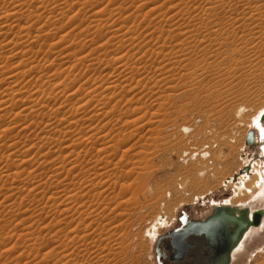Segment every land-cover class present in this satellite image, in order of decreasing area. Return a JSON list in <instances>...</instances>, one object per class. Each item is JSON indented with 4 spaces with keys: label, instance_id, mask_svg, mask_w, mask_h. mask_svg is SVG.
Returning a JSON list of instances; mask_svg holds the SVG:
<instances>
[{
    "label": "rangeland",
    "instance_id": "1",
    "mask_svg": "<svg viewBox=\"0 0 264 264\" xmlns=\"http://www.w3.org/2000/svg\"><path fill=\"white\" fill-rule=\"evenodd\" d=\"M50 1L51 0H47V2L45 3V7H47L48 9L45 8L44 10L41 11L38 5L40 0H28V4L30 6V8L28 9L32 10L35 13L33 15H30L32 19L28 18L30 16L23 17V19L21 18L17 22L18 24L14 21L15 18L12 16H9L7 14L4 15L3 17L0 16V27L1 25L3 26V24H1L2 22L4 23V26L6 27L11 26L10 28H12V30L10 28L6 29V27L2 28L1 32L3 31V29L5 31H3L0 35V40L2 41L3 40L9 41L11 39L13 41L10 44H7V42L5 41H3V43L0 42L1 45L3 44L8 45V46H4L5 48L2 46V51L0 53V58L2 57L1 61H5V64L3 62L2 63L5 65V67L7 66V72H5V75L14 74L15 71L13 69L19 68L17 66L23 60H27V61L33 60L35 62V63L33 62V65L34 64L36 65V63L38 62L37 64H39V68H40L39 70L37 69L38 71L37 70L32 71L30 74L24 76L23 78L21 77L22 79L19 78L20 80H24V81L17 80L13 86H15L16 89H19L18 86L16 87V84L22 83L23 85H26L25 83H27L28 81L27 79L31 80L32 83H35L36 81L37 84L40 83L43 84L44 81L46 83L48 82L47 84L45 83V85L43 84L44 85L43 89H45V93L43 94V97L40 94H38L37 100H32L33 98L31 100L30 99L26 100L28 98L27 93L20 95V97L19 96L16 97L17 100L16 99L14 100L13 102L14 104H11V107L8 108V109L11 108L10 110H12L9 116L6 115L2 117V114L0 113L1 114L0 144L1 143L8 145L10 143L15 144L17 145V150L20 149L19 151L21 153L24 152L21 155L18 152L19 155L17 157H10L12 158L11 160L10 158L9 159L7 158L8 154L10 155L9 152H5L6 154L2 153L3 156L0 154L2 156L0 157L1 158L0 166L2 162L4 163L5 159H8L10 163L13 165L14 163L15 165H21L22 164L21 162L25 160L26 162L27 161L31 162L28 164H25L24 162L23 166L25 167L24 168L25 170H23V173L15 181L16 183L12 184L13 187L12 189H14L12 190V192L9 189L0 190V264H37V263L55 264L58 262L59 259L60 261L62 260L68 261L70 258H68L67 256L64 258L63 256L66 255L64 253H67L66 251H69L67 255L75 254L77 251L76 250L77 246L75 245L79 244L76 243V241L74 240L76 238H73L72 234L70 233V231L74 228V226H78L77 225L78 222H81L82 228L80 227V229L82 234L81 236L83 238L80 236L77 242L80 241L81 238H82L81 240L85 242L84 235L91 234L92 236H94L93 241L95 242L97 240V242L110 241L114 243V244L112 243L113 246L111 245V243H109V245L113 247L111 248L114 251H116V252L113 251V255H114L113 257L116 258L114 259L113 257L111 258L110 261L111 264H156L154 249L155 246H157L160 243L157 242L156 240L157 238H159L160 235L164 234L166 230H169V226L170 224H172L174 217H177V215H179L181 211H187L189 213V217L191 218L199 217L200 215L198 216L197 213L199 212V214L201 215L207 213V211L211 207L210 204L213 201L220 202L221 200L227 199V201L231 200V203L235 204L237 203L236 201L242 198L243 199L247 198L248 196L247 194H249L247 192L246 193L243 192L244 190H242V181L246 183L245 190H247L246 187L250 188L253 178L251 177L249 180H246V178L242 176V171L246 169V166L248 165L250 167L252 166L250 161L253 160L251 158H253L254 156L260 157L259 152H257L259 147L256 146V144L253 145V143L250 145L245 144V141L247 139V135L250 132L252 133L253 136V130L248 131L251 122H253L256 118L257 119L259 118V122L262 120H263L262 122H264V35L261 38H259V34L256 35L251 34V36H249L246 33H243L242 37L235 38L236 42L233 45H231L230 48L227 49L228 51L229 49H237L238 51V52L236 51L237 53H233V54L225 53L226 50H224L218 52V54L215 56L213 55L214 57L212 56V58L208 57L207 61H206V57L204 56L205 51L199 52L201 50L199 48L200 49L199 51L197 50L194 53L190 54L189 55L190 57L187 56L191 61L195 59L192 62L194 63L193 64L194 68H195V64L197 63L196 64L197 66L195 68L197 70L196 72L189 69V67H191L189 65L191 61H189L185 56L186 53L188 52V50H185V52H183L182 54H176L177 51L165 53L166 55L165 59L169 58L170 60H172V62L173 61L175 62L176 60V64L178 66L177 65L168 66V64L166 65L167 63L166 61H161V59L157 58L156 62L154 61V64H152L151 67L149 66L150 63L148 62L149 64H147V66L149 67L146 68L145 70H141L143 72L136 71L138 67L134 65L135 66L133 67L134 70H131L129 72L130 74L128 75L130 76V79L132 77V80H125V75L127 72H122L121 69H116L117 65L111 64L107 66V68L109 69L106 68L107 73L106 71H103L102 73H104L105 75L103 74V77H100L102 73L99 75V73L97 72L98 70L96 69L100 65L101 66L99 68L103 67L102 65L104 64H102V62L101 64L99 62H96L95 64L90 65V63L86 61L79 65L76 63L77 56H79L77 55V53L80 50H84V52L86 51L88 53V55H86L85 53L84 56H89V58H91L95 51H99V54H101L106 50L105 51L106 55L107 53H110V51L112 52L109 54V56L113 55V53L115 52V50H117L119 46L110 43L112 41L113 42L115 41V40H111L113 39L112 38L113 34H111V32L115 30L117 26L121 27L120 25L124 23L125 25L122 26L125 27V31H126L130 27L131 28L133 27V24L131 22L135 20L136 22L135 24H141L139 27V32L142 34V36H144L145 34H147L148 30H150L152 26L158 21V19L153 20V18L155 17L154 14L161 10L159 8V11L158 10L154 11L152 15L149 13V15L152 16L151 18L150 16L144 18L142 15L143 12L144 13L147 12L149 8L151 9L156 4L163 6L164 9L162 11L166 12L167 11L166 9L168 7H171V4L175 3V1L177 0H144L148 4H146L143 8L142 7L138 8L140 7V5L142 6L143 4H145V2L144 1L141 2V0H90V1L62 0L63 2L61 0H59L58 2L57 0L55 1L52 0L51 2ZM60 1L61 4L59 3ZM189 1L190 0H185L184 2L190 4L192 0L190 2ZM194 1L196 5L204 7V4H206L208 0L206 1L194 0ZM138 2H141V4H138ZM57 4H59L60 6ZM136 4L138 5V7ZM182 6H179L178 10L184 9ZM9 8H11V6L8 7L7 4H3V1L1 2V6H0L1 11L9 10ZM24 8L25 7H23L22 12L23 10H25ZM138 9L140 11H138ZM27 12L29 11H26L25 13L23 12L24 15L25 14L27 15ZM217 12L219 13L220 11L218 10ZM134 13H136L135 14L136 16H134ZM196 13L201 14L202 12L200 11ZM187 20L188 19H185V21L181 20L177 22L176 25L182 24L185 26L186 23H188ZM30 21L31 22L34 21V22L31 23ZM175 21L177 20L174 19V21L172 22L167 21L166 22L167 24L163 23L164 25L167 26L166 27L163 25V29H164L163 33L166 34L168 37L166 36L165 37L166 39L165 38L162 39H164L165 42H167L166 44L167 48L169 47L171 48V45L173 46V48H177V47L179 48L181 44H183V46H186L185 44L189 41L188 39L186 40V37L188 36L186 37L182 36L183 38H181L175 33L176 27L174 28L173 26H170ZM13 22H15V25L14 24L12 25ZM147 23L148 24L150 23L149 27H147L148 25L145 26ZM257 23H254L253 25L261 26L262 24L263 26L264 18L262 19L261 24L260 22ZM30 24L31 25L33 24V27H30L29 35L23 36L25 34L24 29L26 27L28 28ZM6 31L8 32L10 31V32L7 34ZM17 31L19 32V34ZM4 32L6 35L3 34ZM37 32L39 33L37 34ZM143 33L145 34L143 35ZM13 34L14 36L17 35L16 39H18L19 41L15 40ZM164 34L163 37L165 36ZM36 36H38L37 38L38 43L33 44L34 43L33 39ZM189 36L192 37V34H190ZM31 37H33V39H31ZM106 39H110V40H106ZM141 39L139 40L137 39V40L142 41ZM197 39L200 40L199 37H197ZM137 40L132 45L130 44V42L125 41L126 42L124 45L125 56H126L125 58H132L131 56L132 53L136 52L135 45L138 42ZM42 41L45 43H43ZM92 42L93 44H91ZM144 43L145 40L142 41V44ZM27 45L31 46L32 47L31 49L33 51L29 52L28 55L25 54L24 56L19 52L20 51L23 52L24 51L23 47L24 46L27 47ZM104 45L106 46L105 49L102 48L105 47ZM14 46L15 48L13 49ZM127 46L128 48L126 49ZM128 49L130 50V52ZM100 50L102 51L100 52ZM29 55L31 58L29 57ZM69 55L70 57H68ZM182 55L185 57H183ZM135 57L137 56H134V58ZM180 57L181 58L183 57V59L186 58L189 61L188 62L189 64L186 65L185 64L186 62H183V61H187L186 59L181 60V62H179ZM203 57L205 59H202ZM204 60L206 61V63ZM181 65L184 66V68ZM30 66H25L24 71H26ZM79 66L81 69H79ZM21 68H19V70ZM72 68L74 70H72ZM112 69L114 72L112 71ZM108 71H111L113 74ZM119 72H121L120 73L121 75L122 73H124L125 75L123 74L121 76ZM52 73L53 74L55 73L57 75L58 73H60V75L56 77L57 75L56 76L55 74L52 75ZM65 74H69L67 75L68 79L66 78L67 76L65 77ZM108 74L109 75L112 74L111 77H109L110 79L113 78V76L115 75L112 81L116 80V78L118 79L119 78L118 76H120L118 82L116 83L118 84L120 83L119 86L122 88V89L118 88L119 90H116V96L114 93V95L111 97V99L113 98L112 102L108 100L109 98H107L106 94L102 93V90L107 85H109L108 82L111 81V80L109 81L108 79L105 80L104 76L106 75L108 76ZM144 74L147 76L143 78ZM38 75H40L39 77L43 79H40ZM51 76L54 77L52 78ZM102 78L103 81L101 80ZM100 80L105 83L104 84L101 82V85L103 86L105 85L104 88L103 86L100 87ZM65 81L66 83H63ZM97 81L98 83L95 85L94 83H96ZM8 82H9L8 80H6L3 83L1 82L0 90H3ZM57 83L60 84L58 85ZM22 84H18L19 87L23 86ZM96 86H98L95 94L97 96L93 98V101L90 100L91 101L89 103L90 105L89 104L87 105L86 111H84L83 113L81 112L75 113V109H77L79 106V104L77 103L78 100H81L83 98L85 99L86 97L85 95L89 91V89L91 87L94 88ZM51 88H53L54 90L51 93V98L55 97L54 99L49 98L47 95V93H49L50 91L49 90L46 91V89H51ZM30 91L34 92L33 86L30 88ZM1 92L2 91H0V97H1ZM98 92L101 95H99ZM67 95H71V96H67ZM98 95L99 97L100 96L103 97H100L101 99H99ZM104 96L106 98H104ZM18 98L21 99L18 100ZM116 98L121 102V103L117 102L120 104L116 103V101H118ZM23 99L25 100V102H23ZM38 100L41 101L37 103L38 105L41 106L42 103L43 104L46 103L45 106L44 105L42 106L47 108H43L42 110L41 107L39 106L37 108L40 111L36 110V114L31 113L29 110L31 107L30 108L28 107L33 106L34 102H37ZM99 104L100 105L104 104V105L99 106ZM116 104H117V108L115 106ZM58 106L59 107L62 106V108L57 109ZM122 106H124V108ZM25 107L28 108V109L26 108V111L24 110ZM97 107H99L100 109ZM55 108L59 111L57 114L56 112H54ZM50 109L52 112L50 111ZM66 109L70 114L67 112ZM71 109L72 110L74 109L73 113ZM98 109H99V114L97 116H94V114L92 113H96V110ZM113 109L116 111H114ZM41 110L43 112H41ZM100 110L104 111L105 113L101 112ZM124 111H125V119L124 118L120 119V115L124 114ZM19 112H21L22 115L17 114ZM26 112L29 113L27 114ZM127 112L128 114L126 115ZM62 113L63 114L65 113V115H62ZM23 114L25 116H23ZM101 114L106 117L104 116L98 117L101 116ZM33 115H35L36 117ZM55 116H57L55 122H57V124L61 123L59 124L60 126H58L57 129L60 130L61 129L60 127L67 126L72 120L73 121L75 120V121H80L79 122L80 124L76 123V126L72 125L73 127L71 126L72 128L70 129L69 135L73 136L75 134H78L81 138L83 137L90 138L94 136L91 139L92 141L94 140L93 143L91 140L87 142L86 141L87 138L86 139L83 138L84 141L82 142L83 143L82 147L86 151L89 150L87 151L89 153H86L84 158L79 159L80 162H85L82 163V165L85 164V167L82 168V166H79L77 168L78 170L76 169L71 170L73 173L70 171V165H68L67 161L64 163L65 165H63L64 166L63 168L65 169L64 170L63 168H61L62 170L57 169L56 173L55 171L54 173H52L53 170L50 171L49 169L51 167L50 164H47V162L48 163L51 162L50 159H53V157H56L59 154V152L55 151V149L60 151V149L62 148L61 152L64 151L66 152V150H64L65 148H63V146L65 147V145L66 147L69 146L70 149H74V147L77 148L76 146L77 144H75V146L71 148L73 137L71 138V136L69 137L68 135L66 139L64 138L67 141H64L63 139L64 141L63 142L61 140L60 143L62 144L59 145L58 147L59 149L57 148L52 149L53 152L50 148H46V146L45 148L38 149L39 146H41L40 144L38 145L37 148V146L32 147L30 143V142L38 143V141L34 138L36 137L37 133L33 132V130H35V127H33L35 123L39 121L45 124L47 123L48 119H51L52 117ZM91 116L92 118L94 117L97 118L92 119ZM38 117L39 119H37ZM68 117H70V119ZM239 117L241 118V120ZM60 118H62V122H59ZM85 119L86 120L92 119V120L84 121ZM122 119H124L125 122H121L124 121ZM66 120H68L69 122ZM83 121L85 123H83ZM31 122L34 125L31 126L30 128ZM27 123L29 125H27ZM82 123L85 125H83ZM88 123H90V125ZM104 123L105 124L108 123V124L103 125ZM25 124L27 126H24ZM20 126L22 128L26 127V129H28L29 131L25 129L26 133L25 131L21 132L20 130L22 128ZM79 126L81 128L83 126L84 129H81ZM86 126H90V127L92 126L89 129L88 134L91 131L93 132L94 130V133L91 132L93 136L91 134L89 136H86L88 135L86 133L87 131ZM96 126L98 128V131H96L97 135L95 134V130H97ZM75 127L77 128L76 129L77 131L75 130ZM32 128L34 129L32 130ZM57 129H55L54 132V134L56 135L54 136L53 134L54 137L50 136L53 137V139H56L58 136V134L56 133L58 131ZM99 130L102 131V133L98 134ZM113 130H115L114 131L116 133V135L114 134L115 136L113 135L114 133ZM104 132L108 134L106 135L104 134ZM31 133L35 136H33ZM48 133L49 132H46L40 137L43 136L49 137ZM102 134L106 135L105 138L104 139L100 138V140H98L99 136H102ZM129 134H132L133 136L129 138L128 137L130 136ZM126 136L127 138H129L128 141L126 140ZM11 137L13 138L15 137L13 141L11 140L12 139ZM81 138L80 140H82ZM113 138H115V140ZM51 140L52 139H49V141ZM108 141H112L111 143L116 145H119V142H121V144L125 143V147H126L125 151L128 150L127 148H130L125 155L127 158L126 157H125L126 159L121 158L122 150H119V152L116 151L117 152L116 154L115 152H112L113 149H111L112 151L110 150L111 152L108 151L107 155H104L105 154L104 152L99 153L98 150L105 148L104 143ZM25 143H28V145L26 144L27 145L26 146ZM134 144L138 146L136 149L130 147L131 145ZM26 151H28V153L25 154ZM141 151L142 153L145 152L143 155L144 157L138 154V152ZM93 153H95L96 155ZM111 153H113V155ZM127 154H129L130 158H128L129 156ZM114 155L117 156L115 157ZM45 156L47 157L48 161L45 162L46 164H42L44 160L43 158H45ZM94 159H96V161H98L99 159V163L97 162L98 164H96L97 168L93 167V169L92 168L90 169V167L93 165V163L90 162H94ZM39 160L42 161L40 162ZM133 160L135 163L133 162ZM124 161H126V163ZM116 162H118L120 166L119 165L117 166ZM38 164L40 167L38 166ZM123 165L125 166L121 167ZM80 169L81 170L83 169L82 172ZM85 170H87L88 173ZM119 172H122L123 175L120 176L121 173ZM60 173L62 174V176ZM52 174H54L57 177L53 176ZM108 174L110 176L115 177V180L119 178L117 180L118 182L114 181V178L112 177L110 178ZM115 174L116 175L118 174V177H116ZM32 175L34 177H36L37 175L36 179H33L34 177H32ZM122 176L123 177L128 176V177L124 179ZM235 177L237 178L236 180H234ZM83 179L85 180L82 181ZM87 179L88 180L90 179L89 181L92 182L94 181L93 184L94 183L96 184L90 187L91 185L86 184L87 182H89ZM255 179L256 178H254V180ZM193 180L196 182L195 185L196 187L194 191L191 185L194 182ZM66 182H68L69 184ZM82 182L84 183L86 182V183L81 186L82 188H79L80 183ZM115 182L116 184L118 183V185H115ZM120 183L121 185L122 184L124 185V183L126 185V186L124 185V187H126L125 195L123 194L124 196H121L123 198L118 196V193L119 192L122 193L124 189L123 187L122 189H120V191H118V188L121 187ZM73 184H77L78 187ZM42 187H44V189ZM74 187L76 188L75 190H73ZM89 187L92 189H90ZM78 188H79L78 194L80 195V197L79 195L76 196L78 198V201L77 204L74 205L77 206L79 203L80 204L88 203L87 205H85L86 207H84L83 210H85V208H88L86 209V212L87 210H89L90 212L91 209H94L97 213L95 211L93 212V210L91 213L94 214V217L96 219L93 216H86L88 217V218L85 217L86 220L84 218V220L80 221L78 216L74 213L73 208L75 206H73V204L70 205L71 203L63 202L64 201L63 199H65V197L75 193V191H77ZM190 188H192L191 191ZM44 190L48 194L44 195L45 198H41L43 194L42 192H44ZM89 190H91L92 192ZM60 192H62V194ZM54 193L56 196L54 195ZM57 194H59L58 197ZM84 194L86 195L84 196ZM53 196L57 199L60 196L62 197L56 202L53 200L54 203L52 202L53 204L51 203L52 204L51 205L49 201L51 202L52 199H55ZM83 196L85 199L89 198V201L85 200ZM94 197L95 200H93ZM82 198L84 199V202H82L83 200ZM91 201L93 202V204L90 203ZM250 201H252V199ZM69 208L71 209L70 211L67 210ZM64 210H67L69 212H67V214L63 213L65 212ZM107 217H109L110 219ZM94 219L97 220V222ZM93 220L95 222H93ZM83 221H87L85 222V225L89 226V224H91L87 228L88 230L83 229V225H84L82 223ZM99 221H102L103 225L101 222L99 223ZM69 222L70 225L67 224ZM50 223L52 224L50 225ZM100 226L101 228L104 227L105 229H101ZM97 230L100 235H98V233H95L97 232ZM159 233L160 235L156 238V236ZM65 235L72 236V239L74 241L70 239L71 238L70 236H68V238L71 241L66 240V238L64 237ZM96 236H98L97 237L98 239L95 240ZM115 240L119 242H116ZM62 242L64 244L65 242L66 243L69 242L70 244L68 243V245L65 244L66 246L65 245L62 246L61 245L63 244ZM73 242L74 244H72ZM88 242L89 241L87 238L86 243ZM5 243L7 245H5ZM24 245L26 246L27 249L24 248L25 247ZM47 245L51 246L52 248ZM58 245H61L62 247H58ZM115 245H118L119 247ZM67 246H69L70 248ZM41 247H44L43 248L44 251L40 250ZM64 247H67L68 250H66ZM60 248L62 249L61 252H60ZM164 248L166 250L168 248L167 245H164ZM64 249L65 252H62L64 251ZM36 250L37 251L39 250L38 251L39 253ZM46 253L47 254L51 253L52 256L54 255L53 257L51 256L48 259V262L45 261L46 260L45 256H42L43 254L47 255ZM81 254L83 255V253ZM169 257L166 258L165 261L166 264L172 263L171 261H169ZM84 258L86 257L84 256ZM55 259L58 260L55 261ZM80 259L82 261V258H80L79 256L77 261L74 260L76 261V264L83 263V261L82 263L80 262ZM43 261H45V263H43ZM66 261L64 264H71V263L75 264L74 261L70 263L69 262L66 263ZM262 261H264V226L262 230L252 235V237H250L247 240V242H245L244 251L240 252L236 256L235 262L233 264H263L264 262L262 263ZM59 263L63 264V262L62 263L58 262L57 264Z\"/></svg>",
    "mask_w": 264,
    "mask_h": 264
},
{
    "label": "bare ground",
    "instance_id": "2",
    "mask_svg": "<svg viewBox=\"0 0 264 264\" xmlns=\"http://www.w3.org/2000/svg\"><path fill=\"white\" fill-rule=\"evenodd\" d=\"M3 1V4H7L8 5V7L9 6H11V8H9V10H5V11H1V9H0V16L1 17H3L4 15H9V16H12V17H14L15 18V22L17 23L21 18L23 19V17H27V16H30V15H33L35 12H33L32 10H30V9H28V8H30V6H29V4H28V0H0V6H1V2ZM52 1V0H51ZM50 1V2H51ZM55 1V0H54ZM53 1V2H54ZM59 0H57V2H58ZM62 1V0H61ZM61 1L59 2L60 4H61ZM90 1V0H89ZM144 0H141V2H143ZM179 0H177V1H175V3H173V4H171V7H168L166 10V12H163L162 10L164 9V7L163 6H161V5H154L151 9L149 8V10L147 11V12H143V17L144 18H147V16L149 17L150 16V18L152 17L151 15L153 14V12L154 11H156V10H158L159 11V8H160V10L161 11H159V12H157V13H155L154 15H155V17L153 18V20L154 19H158V21L152 26V28L150 29V30H148V32H147V34H145V33H143V35L144 36H142V34L139 32V27H140V25L141 24H135L136 22H135V20L134 21H132L131 23L133 24V27L131 28H129V29H127L126 31H125V27L124 26H122V25H125L124 23L122 24V25H120L121 27H119V26H117V28H115V30H110V31H112L111 32V34H113V36H112V38L113 39H111V40H115L114 42L112 41V42H110V43H113V45L114 44H116L117 46H119L118 48H117V50H115L114 48V50H115V52L113 53V55H110V56H112V57H110L109 56V54L112 52V51H110V53H107V55L105 54V51L103 52V53H101V54H99V51H95L94 53H93V56L91 57V58H89V56H84V54L86 53V55H88V53L85 51L84 52V50H80L78 53H77V55H79V56H77V59H76V63L77 64H82L83 62H88V63H90V65H93V64H95L96 62H99L100 64H101V62H102V64H104V65H102L103 67H101V68H99V67H97V69L96 70H98L97 72L99 73V75L103 72V71H106L107 69H109V68H107V66L108 65H111V64H115V65H117L116 67V69H121L122 70V72H127L126 73V75L124 74V73H122V75L124 74L125 75V80H132V77H131V79H130V76H128L130 73V71L131 70H134V68L133 67H135L134 65H136L138 68H137V70H136V68H135V70L136 71H141V70H145L146 68H148L149 66L151 67V65L152 64H154V61L156 62V59L157 58H159V59H161V61H166L165 63H166V65L168 64V66H171V65H177L176 64V60H175V62L173 61L172 62V60H170L169 58H167V59H165V53L166 52H174V51H177L176 52V54H182L183 52H185V50H188V52L186 53V55L185 54H183V55H185L186 57L188 56V57H190L189 55L190 54H192V53H194L195 51H199L200 49V51L199 52H201V51H205V57H206V61H207V58L209 57V58H212V56L214 55H217L218 54V52H221V51H224V50H226V52L225 53H231V54H233V53H237L238 51H237V49H229V51L227 50L228 48H230V46L231 45H233L235 42H236V39L235 38H240V37H242V35H243V33H246L247 35H249V36H251V34L252 35H256V34H259V38H261L263 35H264V28H263V26H262V24H261V22H262V19L264 18V0H208L207 2H206V4H204V7H201V6H199V5H196L195 4V1L194 0H190L189 2H190V4H188V3H185L183 0L182 1H179ZM206 1V0H205ZM30 2V1H29ZM32 2V1H31ZM38 2V1H37ZM47 2V0H40V2H39V8L41 9V11L42 10H44L45 8H47V7H45V3ZM63 2V1H62ZM141 2H138V4H141ZM145 2V1H144ZM55 3V2H54ZM53 3V4H54ZM70 3V2H69ZM150 3V2H149ZM153 3H154V1H153ZM168 3H171V2H168ZM68 4V3H67ZM71 4V3H70ZM146 4H148L147 2H145V4H143L142 6L140 5V7H138V5H137V7L138 8H143ZM161 4V3H160ZM162 4H164V3H162ZM182 4H183V6H182ZM56 5V4H55ZM54 5V6H55ZM57 5H59V4H57ZM91 5V4H90ZM151 5V4H150ZM202 5V4H201ZM4 6V5H3ZM47 6V5H46ZM60 6V5H59ZM67 6V5H66ZM179 6H182L184 9H181V10H178L179 8ZM23 7H25L24 9L26 10V11H29V12H27V15L25 14L24 15V13L26 12L25 10H23V12H22V9H23ZM26 7H27V9H26ZM63 7V6H62ZM136 7V8H137ZM34 8V7H33ZM38 8V9H39ZM7 9V8H6ZM48 9V8H47ZM84 9V8H83ZM37 10V9H36ZM128 10V9H127ZM178 10V11H177ZM220 11L219 13L217 12V11ZM68 11V10H67ZM93 11V10H92ZM91 11V12H92ZM138 11H140L139 9H138ZM146 11V10H145ZM202 12L201 14L200 13H196V12ZM128 12H130V11H128ZM137 12V11H136ZM142 12V11H141ZM162 12V13H161ZM174 12V13H173ZM133 13V12H132ZM149 13L151 14V15H149ZM136 13H134V16H136L135 15ZM126 15H127V13H126ZM125 15V16H126ZM130 15H131V13H130ZM141 15V16H142ZM94 16H96V15H94ZM98 16V15H97ZM115 17V16H114ZM28 18H31V16L30 17H28ZM129 18V17H128ZM140 18V17H139ZM176 18H178V19H176ZM1 19H3V18H1ZM32 19V18H31ZM101 19V18H100ZM134 19V18H133ZM174 19L175 20H177V21H175L172 25H170V26H173L174 28L176 27V30H175V33L178 35V36H180L181 38H183V37H186V36H188V37H186V40L188 39L189 41L185 44L186 46H183V44H181L180 46H179V48L177 47V48H173V46L171 45V48L169 47V48H167V46H166V44H167V42H165V40L164 39H162V38H165L167 35L166 34H164L163 33V31H164V29H163V23H166L167 21H174ZM185 19H188L187 21H188V23H186V25L184 26V25H182V24H179V25H176V23L177 22H179V21H185ZM30 20V19H29ZM28 20V21H29ZM43 20V19H42ZM109 20V19H108ZM107 20V21H108ZM127 20V19H126ZM139 20V19H138ZM46 21V20H45ZM5 22V21H4ZM15 22H13L12 23V25L14 24L15 25ZM31 22V21H30ZM29 22V23H30ZM32 22H34V21H32ZM31 22V23H32ZM129 22V21H128ZM155 22V21H154ZM257 22H260V24H261V26L259 25V26H254L253 24L254 23H257ZM131 23H129V24H131ZM181 23V22H180ZM184 23V22H183ZM1 24H3V26L1 25V27H0V35H1V33L3 32V31H5L4 29H3V31L1 32V29L2 28H4V27H6V26H4V23H2L1 22ZM5 24H7V23H5ZM18 24V23H17ZM109 24V23H108ZM167 24V23H166ZM185 24V23H184ZM258 24V23H257ZM148 25V26H147ZM168 25H169V23H168ZM251 25H253V26H251ZM102 26V25H101ZM128 26V25H127ZM132 26V25H131ZM145 26H147V27H149L150 26V23L148 24H146ZM164 26H166V25H164ZM11 27V26H10ZM10 27H6V29H9ZM30 27H33V24L31 25L30 24V26L27 28H25L24 29V32H25V34L23 35V36H28L29 35V31H30ZM35 27V26H34ZM80 27V26H79ZM95 27V26H94ZM147 27H145V28H147ZM167 27V26H166ZM14 28V27H13ZM42 28V27H41ZM40 28V29H41ZM128 28V27H127ZM11 30H12V28H10ZM33 29V28H32ZM35 29V28H34ZM55 29V28H54ZM10 30V31H11ZM142 30V29H141ZM9 31V32H10ZM18 31H19V29H18ZM17 31V32H18ZM21 31V30H20ZM35 31V30H34ZM59 31V30H58ZM150 31V32H149ZM7 32V34L9 33L8 31H6ZM14 32V31H13ZM139 32V33H138ZM12 33V32H11ZM16 33V32H15ZM39 32H37V34H38ZM42 33V32H41ZM72 33V32H71ZM3 34H5V32L3 33ZM17 34V33H16ZM18 34H19V32H18ZM17 34V35H18ZM163 34L165 35L164 37H163ZM175 34V35H176ZM190 34H192V37H190L189 35ZM6 35V34H5ZM4 35V36H5ZM17 35L16 36H14V34H13V36L15 37V40H17V41H19L18 39H16L17 38ZM36 35V34H35ZM137 35V36H136ZM172 35V34H171ZM176 35V36H177ZM19 36V35H18ZM183 36V37H182ZM111 37V36H110ZM141 37H142V39H141ZM168 37V36H167ZM169 37H170V34H169ZM197 37H199V39L200 40H198L197 39ZM23 38V37H22ZM27 38V37H26ZM37 38H38V36H36V37H34V39H33V37H31V39H33V44H37L38 43V40H37ZM106 38H108V37H106ZM7 39V38H6ZM59 39H60V37H59ZM139 39H141L142 41L143 40H145V43L144 44H142V41H138ZM166 39V38H165ZM179 39V38H178ZM9 40V39H8ZM40 40H42V39H40ZM85 40V39H84ZM88 40V39H87ZM106 40H110V39H106ZM136 40L138 41L137 42V44L135 45L136 46V52H134V53H132V58H125L126 56H125V49H124V45H125V43L126 42H130V44L132 45V44H134L135 42H136ZM174 40H176V39H174ZM3 41H5V40H3ZM3 41L2 40H0V42H2L3 43ZM30 41V40H29ZM126 41V42H125ZM5 42H7V44H10L11 42H13L12 41V39L11 40H9V41H5ZM32 42V41H31ZM43 42V41H42ZM106 42V41H105ZM184 42V41H183ZM16 43V42H15ZM43 43H45V42H43ZM104 43V42H103ZM14 44V43H13ZM12 44V45H13ZM17 44V43H16ZM19 44V43H18ZM91 44H93V42L91 43ZM105 44V43H104ZM107 44V43H106ZM129 44V45H130ZM168 44H169V42H168ZM175 44V43H174ZM207 44V45H206ZM0 45H1V43H0ZM100 45V44H99ZM150 45V46H149ZM2 46L4 47V46H8V45H6V44H3V45H1L0 46V53H1V51H2ZM34 46V45H33ZM103 46V45H102ZM105 46V45H104ZM110 46V45H109ZM148 46V47H147ZM177 46V45H176ZM25 47V48H24ZM23 47V49H24V51L23 52H19L20 54H23L24 56H25V54H27L28 55V53L29 52H31V51H33L31 48V46H29V45H27V47L26 46H24ZM35 47V46H34ZM39 47V46H38ZM43 47H45V46H43ZM54 47H55V45H54ZM68 47V46H67ZM99 47H101V46H99ZM98 47V48H99ZM113 47V46H112ZM133 47V46H132ZM5 48V47H4ZM15 48V46L13 47V49ZM22 48V47H21ZM40 48V47H39ZM79 48V47H78ZM89 48V47H88ZM102 48H106V46L105 47H102ZM116 48V47H115ZM128 48V46L126 47V49ZM200 48V49H199ZM51 49V48H50ZM68 49V48H67ZM90 49V48H89ZM96 49V48H95ZM95 49H93V50H95ZM100 49V48H99ZM103 49V50H104ZM169 51H168V50ZM174 49H176V50H174ZM10 50H12V49H10ZM88 50V49H87ZM111 50V49H110ZM129 50V49H128ZM17 51V50H16ZM15 51V52H16ZM50 51V50H49ZM48 51V52H49ZM102 50H100V52H101ZM228 51V52H227ZM237 51V52H236ZM91 52V51H90ZM89 52V53H90ZM129 52H130V50H129ZM203 53V52H202ZM13 54V53H12ZM35 54V53H34ZM129 54V53H128ZM134 54V55H133ZM170 54V53H169ZM174 54V53H173ZM196 54V53H195ZM199 54V53H198ZM22 55V56H23ZM64 55H67V54H64ZM182 55V56H183ZM14 56V55H13ZM17 56V55H16ZM35 56H37V55H35ZM114 56V57H113ZM134 56H137V57H135L134 58ZM161 56V57H160ZM185 56H183V57H185ZM213 56V57H214ZM29 57H30V55H29ZM41 57V56H40ZM68 57H70V55L68 56ZM101 57H103V58H101ZM183 57L181 58L180 57V61L179 62H181V60H185V59H183ZM187 57V59L189 60V58ZM25 58H27V57H25ZM31 58V57H30ZM177 58H179V57H177ZM1 59H2V57L0 58V83L2 82H5L6 80H8L9 82L7 83V85H5V87H4V89L3 90H0V91H2L1 92V97H0V113L2 114V117L3 116H6V115H8L9 116V114H11V111L12 110H10V109H8L9 107H11V104H14L13 102H14V100L16 99L17 100V98L16 97H20V95H23V94H28V98L26 99V100H28V99H32V100H37V96H38V94H40L42 97H43V94L45 93V89H43L44 87V85H45V81L43 82V84H37L36 83V81H35V83H32L31 82V80H29V79H27L28 81H27V83H25L26 85H23L22 83H17L16 84V87L18 86V88L19 89H16L15 88V86H13L15 83H16V81L17 80H19V81H24V80H20V79H22L24 76H26V75H28V74H30L32 71H35V70H39L40 68H39V64H37L38 62V60L36 61L37 63H36V65L34 64L33 65V60L32 61H27V60H23V61H21V63L20 64H18V66L17 67H19V68H21L20 70H19V68H15V69H13L14 71H15V73L14 74H12V75H5V72H7V66L5 67V61H1ZM5 59V58H4ZM3 59V60H4ZM44 59V58H43ZM42 59V60H43ZM71 59V58H70ZM171 59H173V58H171ZM186 59V60H187ZM197 59V58H196ZM202 59H205L204 57L202 58ZM6 60V59H5ZM10 60V59H9ZM30 60V59H29ZM46 60V59H45ZM44 60V61H45ZM133 60V61H132ZM183 61V62H186L185 64L187 65V64H189L188 62L189 61H191V60H189V61ZM193 60H195V59H193ZM192 60V61H193ZM48 61V60H47ZM178 61V60H177ZM191 61V63L189 64L191 67H189V69H191L192 71H197L195 68H196V64H195V68L193 67V62ZM205 61V60H204ZM206 61H205V63H206ZM4 64H3V63ZM7 62V61H6ZM42 62V61H41ZM150 64H149V63ZM199 62V61H198ZM35 63V62H34ZM47 63V62H46ZM204 63V62H203ZM147 64H149V66H147ZM164 64V63H163ZM6 65H8V64H6ZM30 65H32V66H30ZM42 65V64H41ZM50 65V64H49ZM74 65V64H73ZM84 65H86V64H84ZM89 65V66H90ZM156 65V64H155ZM154 65V66H155ZM184 65V64H183ZM188 65V66H189ZM21 66V67H20ZM25 66H30L26 71H24V67ZM98 66V65H97ZM113 66V65H112ZM178 66V65H177ZM182 66V65H181ZM185 66V65H184ZM184 66H182L183 68H184ZM9 67V66H8ZM41 67V66H40ZM82 67V66H81ZM162 67H163V65H162ZM186 67V66H185ZM208 67V66H207ZM10 68H12V67H10ZM27 68V67H26ZM69 68V67H68ZM99 68V69H98ZM107 68V69H106ZM133 68V69H132ZM154 68V67H153ZM168 68V67H167ZM23 69V70H22ZM66 69V68H65ZM79 69H81L80 68V66H79ZM87 69H88V67H87ZM95 69V68H94ZM198 69V68H197ZM12 70V69H11ZM37 70V71H38ZM41 70H43V69H41ZM40 70V71H41ZM72 70H74L73 68H72ZM96 70H95V72H96ZM152 70V69H151ZM178 70H179V68H178ZM188 70V69H187ZM63 71V70H62ZM61 71V72H62ZM112 71H113V69H112ZM120 71V70H119ZM147 71V70H146ZM156 71V70H155ZM170 71H172V70H170ZM186 71V70H185ZM60 72V73H61ZM67 72V71H66ZM108 72H111V71H108ZM114 72V71H113ZM137 72V73H138ZM141 72H143V71H141ZM179 72V71H178ZM194 72V73H195ZM38 73V72H37ZM60 73H58V75H60ZM68 73V72H67ZM106 73H107V71H106ZM112 73V72H111ZM121 72H119V74H120ZM132 73V72H131ZM153 73V72H152ZM193 73V72H192ZM55 74V73H54ZM53 73H52V75H54ZM62 74V73H61ZM77 74V73H76ZM103 74L104 73H102V75L100 76V77H103ZM113 74V73H112ZM112 74H108V76L106 75V76H104L105 77V80H111L110 82H108V84L109 85H107L106 87H105V85L103 86V85H101V82L103 81V78L100 80V87H102L103 86V90H102V93H104V94H106V96H107V98H109L108 100H110L111 102H112V99H111V97L114 95V93H115V96H116V90H119L118 88H120V89H122L119 85H120V83L118 84V83H116V82H118V79L120 78V76H118L119 78L117 79L116 78V80H113L112 81V79L114 78V76H113V78H109V77H111V75ZM166 74H167V72H166ZM177 74H179V73H177ZM49 75H51V74H49ZM57 74H55V76H56ZM58 75L56 76V77H58ZM67 75H69V74H65V77L67 76ZM85 75V74H84ZM91 75V74H90ZM97 75V74H96ZM98 75V76H99ZM105 75V74H104ZM121 75V74H120ZM121 75V76H122ZM133 75V74H132ZM155 75V74H154ZM35 76V75H34ZM40 75H38V77H39ZM46 76V75H45ZM89 76V75H88ZM140 76V75H139ZM145 76H147V75H145L144 74V76H143V78L145 77ZM149 76V75H148ZM165 76V75H164ZM190 76H191V74H190ZM22 77V78H21ZM50 77V76H49ZM49 77H48V79H49ZM52 78L54 77V76H51ZM55 77V78H56ZM65 77H63V78H65ZM138 77V76H137ZM142 77V76H141ZM20 78V79H19ZM40 78V77H39ZM67 79H68V76L66 77ZM86 78V77H85ZM139 78V77H138ZM137 78V79H138ZM147 78V77H146ZM152 78V77H151ZM168 78H170V77H168ZM30 79H32V78H30ZM36 79V78H35ZM40 79H43V78H40ZM45 79V78H44ZM59 79V78H58ZM61 79V78H60ZM82 79H83V77H82ZM96 79H97V77H96ZM63 80V79H62ZM89 80V79H88ZM122 80V79H121ZM123 80H124V78H123ZM143 80V79H142ZM141 80V81H142ZM95 81V80H94ZM34 82V81H33ZM60 82V81H59ZM82 82V81H81ZM125 82V81H124ZM48 83V82H47ZM46 83V84H47ZM63 83H66V81L65 82H63ZM98 83V81L96 82V83H94L95 85ZM102 83H104V82H102ZM152 83V82H151ZM155 83V82H154ZM18 84H22L23 86H21V87H19V85ZM58 84V83H57ZM60 84V83H59ZM58 84V85H59ZM74 84V83H73ZM86 84V83H85ZM84 84V85H85ZM105 84V83H104ZM142 84V83H141ZM2 85V84H1ZM55 85V84H54ZM81 85H82V83H81ZM95 85H92V86H95ZM151 85V84H150ZM33 86V88H34V92H31L30 91V88ZM49 86V85H48ZM51 86V85H50ZM87 86H88V84H87ZM123 86V85H122ZM55 87V86H54ZM53 87V88H54ZM81 87V86H80ZM99 87V88H100ZM53 88H51V89H46V91L47 90H49L50 92L49 93H47V95H48V97L49 98H51V93L54 91L53 90ZM98 88V86H96V87H94V88H90L89 89V91L86 93V95H85V93H84V95L86 96L85 97V99L83 98V99H81V100H78V104H79V106H78V108L77 109H75V113H79V112H81V113H83L84 111H86V109H87V105L91 102L90 100H92L93 101V98L94 97H96L97 95H95L96 94V89ZM154 88V87H153ZM82 89V88H81ZM138 89V88H137ZM61 90V89H60ZM101 90V89H100ZM74 91V90H73ZM80 91V90H79ZM97 91H99V90H97ZM123 91V90H122ZM64 92V91H63ZM83 92V91H82ZM99 92H101V91H99ZM98 92V93H99ZM74 94V93H73ZM72 94V95H73ZM80 94V93H79ZM138 94V93H137ZM53 95H55V94H53ZM57 95V94H56ZM83 95V94H82ZM99 95H101L100 93H99ZM99 95H98V97H99ZM118 95H119V93H118ZM159 95V94H158ZM67 96H71V95H67ZM74 96V95H73ZM109 96V97H108ZM57 97V96H56ZM100 97H103V96H100ZM99 97V99H101ZM55 97H53V98H51V99H54ZM104 98H106L105 96H104ZM115 98V97H114ZM118 98V97H117ZM116 98V99H117ZM21 98H18V100H20ZM43 99V98H42ZM64 99V98H63ZM70 99V98H69ZM98 99V98H97ZM98 99V100H99ZM150 99V98H149ZM98 100H96V101H98ZM104 100V99H103ZM102 100V101H103ZM118 100V99H117ZM40 100H38L37 102H34V105L33 106H27L28 108H30L29 110H30V112L31 113H35L36 114V110L37 111H40L37 107H39L40 105H38L37 103L39 102ZM100 101V100H99ZM20 102V101H19ZM22 102V101H21ZM23 102H25V100L23 99ZM41 102V101H40ZM43 102H44V100H43ZM117 102H120L119 100L118 101H116V103ZM125 102V101H124ZM47 103H48V101H47ZM102 103V102H101ZM121 103V102H120ZM120 103H117V104H120ZM40 104V103H39ZM46 104V103H45ZM45 104H43L42 103V105H44L45 106ZM107 104V103H106ZM108 104H110V103H108ZM117 104L115 105L116 106V108H117ZM40 106L41 107V109L43 110V108H47V107H43V106ZM71 105V104H70ZM90 105V104H89ZM104 104H99V106H103ZM108 106V105H107ZM27 107H25V111H26V108ZM106 107V106H105ZM123 108H124V106H122ZM24 108V107H23ZM23 108H21V109H23ZM27 108V109H28ZM37 108V109H36ZM62 108V106L61 107H59L58 106V108L57 109H61ZM97 108H99V107H97ZM96 108V109H97ZM101 108H104V107H101ZM56 108H55V110H54V112H56V114L59 112L58 110H57ZM74 109L72 110V113L74 112ZM100 109V108H99ZM99 109L98 110H96V113H92V114H94V116H97L98 114H99ZM112 109V108H111ZM115 109V108H114ZM113 109V110H114ZM148 109H150V108H148ZM23 110V111H24ZM41 110V112H43ZM47 110V109H46ZM67 110V109H66ZM70 110V109H69ZM92 110H93V107H92ZM105 110V109H104ZM50 111H51V109H50ZM65 111V110H64ZM63 111V112H64ZM101 111V110H100ZM114 111H116V110H114ZM123 111V110H122ZM141 111V110H140ZM18 112V111H17ZM52 112V111H51ZM53 112V113H54ZM67 112H68V110H67ZM98 112V113H97ZM101 112H104V111H101ZM109 112V111H108ZM13 113H15V112H13ZM27 113V112H26ZM29 113V112H28ZM27 113V114H28ZM69 113V112H68ZM71 113V114H72ZM105 113V112H104ZM110 113V112H109ZM118 113H121V112H118ZM130 113V112H129ZM0 114V115H1ZM17 114H21V112H19V113H17ZM41 114V113H40ZM52 114V113H51ZM51 114H50V116H51ZM70 114V113H69ZM128 114V112L126 113V115ZM159 114V113H158ZM22 115V114H21ZM31 115V114H30ZM29 115V116H30ZM62 115H65V113L63 114L62 113ZM119 115V114H118ZM7 116V117H8ZM23 116H25L24 114H23ZM33 116H35V115H33ZM48 116V115H47ZM67 116H68V114H67ZM67 116H64V117H67ZM72 116H74V115H72ZM93 116V115H92ZM92 116H91V118H92ZM102 116H104V115H102L101 114V116H98V117H102ZM113 116V115H112ZM131 116V115H130ZM19 117V116H18ZM36 117V116H35ZM104 117H106V116H104ZM17 118V117H16ZM15 118V119H16ZM32 118H34V117H32ZM57 118V116H55V117H52L51 119H48L47 120V123H45V124H43V122L41 123V122H37V123H35V125L34 124H32V122L30 123V128H31V126H33V127H35V130H33L34 128H32V130H33V132H36L37 134H36V137H34L37 141H38V143L36 142V143H32V142H30L31 143V145H32V147H36L37 146V148H38V145L40 144L41 146H39V148L38 149H42V148H45V146H46V148H50L51 150L52 149H55V148H57V149H59L58 147H59V145H61L62 143H60L61 142V140L63 141V139L65 138L66 139V137L70 134V129L73 127L72 125H75L76 126V123H78V124H80L79 122L80 121H71L67 126H63V127H60L61 129L59 130V129H57V127L58 126H60L59 124H61V123H59V124H57V122H55L56 119ZM69 119H70V117H68ZM78 118V117H77ZM94 118H97V117H94ZM94 118H92V119H94ZM118 118H119V116H118ZM121 118H124L125 119V111H124V114H121L120 115V119ZM240 118V117H239ZM37 119H39V117L37 118ZM42 119V118H41ZM46 119V118H45ZM59 119V118H58ZM88 119H89V117H88ZM84 120V121H91L92 119H90V120ZM124 119H122V120H124ZM44 120V119H43ZM61 120V121H60ZM60 120H59V122H62V118H60ZM65 120V119H64ZM240 120H241V118H240ZM239 120V121H240ZM37 121V120H36ZM42 121V120H41ZM66 121H68V120H66ZM83 121V123H85ZM69 122V121H68ZM93 122V121H92ZM105 122V121H104ZM118 122V121H117ZM121 122H125V120L124 121H121ZM12 123V122H11ZM64 123V122H63ZM62 123V124H63ZM82 123V124H83ZM101 123V122H100ZM17 124V123H16ZM81 124V125H82ZM89 125H90V123H88ZM108 124V123H107ZM107 124H103V125H107ZM142 124V123H141ZM12 125V124H11ZM10 125V126H11ZM27 125H29L28 123H27ZM26 124L24 125V126H27ZM66 125V124H65ZM83 125H85V124H83ZM120 125V124H119ZM22 126V125H21ZM20 126V127H21ZM72 126V127H71ZM116 126H117V123H116ZM115 126V127H116ZM139 126V125H138ZM80 127V126H79ZM87 127V131H86V133L88 134V132H89V129L92 127H90V126H86ZM2 128H3V126H2ZM6 128V127H5ZM22 128V127H21ZM81 128V127H80ZM158 128V127H157ZM25 129H26V127L25 128H22L20 131L22 132V131H25ZM55 129H57L56 131V133L58 134V136H57V138L56 139H53V137L56 135V134H54V132H55ZM77 128L75 127V130H76ZM79 129V128H78ZM81 129H84V127L82 126V128ZM96 129L97 130H95V134L97 133L96 131H98V128H97V126H96ZM102 129V128H101ZM104 129V128H103ZM113 129V128H112ZM120 129V128H119ZM132 129V128H131ZM27 131H29L28 129H26ZM31 130V129H30ZM80 130V129H79ZM92 130V129H91ZM107 130V129H106ZM140 130V129H139ZM77 131V130H76ZM112 131V130H111ZM115 130H113V132H114ZM118 131V130H117ZM135 131V130H134ZM137 131V130H136ZM46 132H49L48 133V136L49 137H40V136H42L43 134H45ZM73 132V131H72ZM75 132V131H74ZM92 132V131H91ZM91 132L88 134V135H86V136H89L90 134H91ZM121 132V131H120ZM119 132V133H120ZM4 133V132H3ZM2 133V134H3ZM8 133V132H7ZM25 133H26V131H25ZM92 133H94V130H93V132ZM99 133H102V131H100L99 130V132H98V134ZM132 133H134V132H132ZM138 133H139V131H138ZM6 134V133H5ZM23 134V133H22ZM32 134V133H31ZM53 134H54V136H53ZM73 134V133H72ZM84 134V133H83ZM104 134H106L105 132H104ZM104 134H102V136H99V139L98 140H100V138H102V139H104L105 138V136L108 134H106V135H104ZM116 135V133L114 132L113 133V135ZM19 135V134H18ZM24 135V134H23ZM33 135V134H32ZM31 135V136H32ZM47 135V134H46ZM45 135V136H46ZM82 135V134H81ZM92 135V134H91ZM97 135V134H96ZM95 135V136H96ZM114 135V136H115ZM130 136H128L129 138H131V136H133L132 134H129ZM13 136V135H12ZM17 136V135H16ZM15 136V137H16ZM33 136H35V135H33ZM50 136H53V137H50ZM71 135H69V137H70ZM93 136V135H92ZM14 137V138H15ZM40 137V138H39ZM73 137V139H72V144H71V148L73 147V146H75V144H77L76 146H77V148H75L74 147V149H70V147L68 146V147H66V145H65V147L63 146V148H65L64 150H66V152L64 151V152H61V149H60V151L59 150H56L55 149V151H57V152H59V154L56 156V157H53V159H50L51 160V162L50 163H48L47 162V164H50V171L51 170H53L52 171V173H54V171H55V173L57 172V169H61V168H63L64 166L63 165H65L64 163L67 161L68 162V165H70V171L71 170H78L77 168L79 167V166H82V168L83 167H85V164H83L82 165V163H85V162H80V158L82 159V158H84L85 157V154L86 153H89V152H87V151H89V150H85V149H83V147H82V145H83V138H85V137H83V138H81L78 134H75V135H73V136H71V138ZM94 137V136H93ZM93 137H90V138H85L86 139V141L87 142H89V140H91ZM12 139V141H13V137H11ZM24 138V137H23ZM26 138V137H25ZM80 138L82 139V140H80ZM111 138V137H110ZM116 138V137H115ZM115 138H113L114 140H115ZM122 138V137H121ZM125 138V137H124ZM129 138H127V136H126V140L128 141V139ZM141 138V137H140ZM27 139H28V137H27ZM49 139H52L51 141H49ZM64 139V141H67V140H65ZM95 139V138H94ZM109 139V138H108ZM8 140H9V138H8ZM26 140V139H25ZM110 140V139H109ZM34 141V140H33ZM49 141V142H48ZM63 141V142H64ZM69 141V140H68ZM71 141V140H70ZM92 141V140H91ZM94 141V140H93ZM93 141H92V143H93ZM104 141V140H103ZM107 141V140H106ZM113 141V140H112ZM112 141H108V142H106V143H104V145H105V148H102V149H100V150H98V152L100 153H102V152H104L105 154L104 155H107V153H108V151L109 152H111L112 150L111 149H113V151L112 152H115V154L117 153V152H119V150H122L121 151V158H125L126 156V153H127V151L130 149V148H127L126 150L127 151H125V143H123V144H121V142H119V145H116V144H112L111 142ZM152 141V140H151ZM22 142V141H21ZM24 142H26V141H24ZM97 142V141H96ZM7 143V142H6ZM14 143V142H13ZM60 143V144H59ZM70 143V142H69ZM100 143V142H99ZM115 143V142H114ZM19 144V143H18ZM28 145V143H25V145ZM68 144V143H67ZM87 144V143H86ZM95 144V143H94ZM26 145V146H27ZM89 146H90V144H89ZM85 147V146H84ZM92 147V146H91ZM124 147V148H123ZM131 148H137L138 146L137 145H131L130 146ZM20 148V147H19ZM89 148V147H88ZM24 149H26V148H24ZM16 150V151H15ZM20 149H18L17 150V145H15V144H0V154L2 155V153H5V152H9L10 153V155L8 154V159L10 158V157H17L19 154H18V152L20 153V155L21 154H23L24 152H20L19 151ZM30 150V149H29ZM49 150V149H48ZM111 150V151H110ZM63 151V150H62ZM117 151V152H116ZM40 152V151H39ZM52 152H53V150H52ZM51 152V153H52ZM57 152H55V153H57ZM93 152H94V150H93ZM26 153H28V151H26L25 152V154ZM50 153V152H49ZM54 153V154H55ZM145 153V152H144ZM144 153H142V151L141 152H138V154L141 156H143L144 155ZM6 154V153H5ZM93 154H95V153H93ZM112 155H113V153H111ZM147 154H149V153H147ZM0 155V157H2ZM53 155V154H52ZM96 155V154H95ZM128 156H129V154H127ZM27 156V155H26ZM28 156H30V155H28ZM55 156V155H54ZM98 156V155H97ZM109 156V155H108ZM115 157L117 156V155H114ZM113 156V157H114ZM5 157H6V155H5ZM5 157H3V158H5ZM87 157V156H86ZM91 157V156H90ZM103 157V156H102ZM112 157V158H113ZM139 157V156H138ZM144 157V156H143ZM220 157V156H219ZM39 158V157H38ZM98 158V157H97ZM111 158V157H110ZM127 158V157H126ZM125 158V159H126ZM128 158H130V156L128 157ZM1 159V158H0ZM8 159H5V161H4V163L2 164L1 163V166H0V190H3V189H6V190H11V192H12V190H14V189H12L13 187H12V184L13 183H16L15 181L18 179V177L23 173V170H25L24 168V166H23V164H24V162H25V164H28V163H31L30 161H27L26 162V160L25 161H23V162H21L22 164L21 165H15V163H14V165L13 164H11L10 163V161L8 160ZM12 158H10V160H11ZM28 159V158H27ZM44 160H43V162H42V164H46L45 162L46 161H48L47 160V157L45 156V158H43ZM102 159V158H101ZM140 159V158H139ZM220 159V158H219ZM19 160V159H18ZM33 160H35V159H33ZM141 160V159H140ZM139 160V161H140ZM40 161V160H39ZM42 161V160H41ZM40 161V162H41ZM83 161H84V159H83ZM100 161H102V160H100ZM118 161V160H117ZM120 161H121V159H120ZM127 161V160H126ZM126 161H124L125 163H126ZM12 162V161H11ZM38 162V161H37ZM99 163V159H98V161H96V159H94V162H90V163H93V165L90 167V169L92 168L93 169V167H96V164H98ZM123 162V161H122ZM130 162H131V159H130ZM133 162H134V160H133ZM20 163V162H19ZM88 163V162H87ZM118 162H116V165L118 166L119 165V163L117 164ZM135 163V162H134ZM138 163V162H137ZM40 164V163H39ZM39 164H38V166H39ZM41 164V165H42ZM127 164H128V162H127ZM59 165V166H58ZM88 165V164H87ZM91 165V164H90ZM115 165V166H116ZM201 165V164H200ZM14 166V167H13ZM15 166H17V167H15ZM35 166H37V165H35ZM55 166H58V167H55ZM120 166V165H119ZM125 165H123V166H121V167H124ZM40 167V166H39ZM52 168V169H51ZM97 168V167H96ZM109 168V167H108ZM200 168H202V167H200ZM206 168V167H205ZM39 169V168H38ZM37 169V170H38ZM48 169V170H49ZM65 168H63V170H64ZM86 169V168H85ZM36 170V169H35ZM62 170V169H61ZM67 170V169H66ZM81 170V169H80ZM83 170V169H82ZM82 170H81V172H82ZM102 170V169H101ZM118 170V169H117ZM123 170V169H122ZM200 170V169H199ZM86 172H87V170H85ZM115 171V170H114ZM119 171V170H118ZM198 171V170H197ZM37 172V171H36ZM72 172V171H71ZM79 172V171H78ZM99 172V171H98ZM117 172V171H116ZM126 172V171H125ZM35 173V172H34ZM73 173V172H72ZM88 173V172H87ZM108 173V172H107ZM115 173V172H114ZM119 173H121L120 174V176L121 175H123L122 174V172H119ZM118 173V174H119ZM124 173V172H123ZM127 173V172H126ZM203 173V172H202ZM37 174V173H36ZM61 174V173H60ZM67 174V173H66ZM96 174V173H95ZM103 174H104V172H103ZM118 174L116 175V177H118ZM53 176H55L54 174H52ZM70 175V174H69ZM78 175H79V173H78ZM82 175V174H81ZM98 175V174H97ZM109 175V174H108ZM205 175V174H204ZM49 176V175H48ZM61 176H62V174H61ZM91 176V175H90ZM95 176V175H94ZM110 176V175H109ZM197 176V175H196ZM207 176H208V174H207ZM32 177H34L33 175H32ZM36 177H37V175H36ZM36 177H34L33 179H36ZM43 177V176H42ZM55 177H57V176H55ZM89 177V176H88ZM114 178V181H117V180H115V177H113V176H110V178ZM123 177V176H122ZM121 177V178H122ZM128 177V176H127ZM126 176L125 177H123L124 179L125 178H127ZM194 177V176H193ZM30 178V177H29ZM51 178V177H50ZM53 178V177H52ZM64 178V177H63ZM71 178V177H70ZM80 178V177H79ZM105 178V177H104ZM31 179V178H30ZM38 179V178H37ZM86 179V178H85ZM85 179H83L82 181H84ZM102 179V178H101ZM208 179V178H207ZM206 179V180H207ZM26 180V179H25ZM66 180V179H65ZM71 180V179H70ZM73 180V179H72ZM79 180V179H78ZM88 180V179H87ZM90 180V179H89ZM88 180V181H89ZM93 180V179H92ZM35 181V180H34ZM45 181V180H44ZM49 181V180H48ZM51 181V180H50ZM120 181V180H119ZM194 181V180H193ZM69 182V181H68ZM68 182H66V183H68ZM94 182V181H93ZM93 182L92 181H89V182H85L86 184H89V185H91L90 187H92L94 184H96V183H94L93 184ZM118 182V181H117ZM38 183V182H37ZM54 183V182H53ZM70 183V182H69ZM68 183V184H69ZM77 183V182H76ZM84 182H82V183H80V186H79V188H82L81 186L83 185V184H85ZM107 183H109V182H107ZM123 183V182H122ZM40 184V183H39ZM48 184V183H47ZM78 184H79V181H78ZM73 185H76L77 187H78V185L77 184H73ZM73 185H71V186H73ZM115 185H118V183L116 184V182H115ZM120 185H121V183H120ZM123 185V184H122ZM121 185V187H119L118 188V191H120V189H122L123 187H124V185H125V183H124V185L122 186ZM192 188H193V191L195 190V185H196V182L194 181L192 184ZM15 186V185H14ZM44 186V185H43ZM126 186V185H125ZM11 187V188H10ZM86 187V186H85ZM89 187V188H90ZM183 187V186H182ZM43 189H44V187H42ZM47 188V187H46ZM79 188L77 189V191H75V193H73V194H67V195H69V196H67V197H65V199H63L64 201L63 202H67V203H71L70 205H72L73 204V206H75L74 208H73V210H74V213L78 216V218H79V220L81 221V220H84V218L86 217V216H93L94 217V214H92L91 212H92V210H93V212L95 211L94 209H91V211L89 212V210H87V212H89V213H87L86 212V209H88V208H85V210H83L84 209V207H86L85 205H87L86 203L84 204V203H82V204H78L77 206L76 205H74V204H77V201H78V198L76 197L77 195H79L78 194V190H79ZM184 188V187H183ZM192 188H190V191L192 190ZM247 189H249V187H246ZM31 189V188H30ZM29 189V190H30ZM61 189V188H60ZM69 189V188H68ZM76 188L74 187V189L73 190H75ZM90 189H92V188H90ZM125 189H126V187H124V189H123V191H122V193L121 192H119L118 193V196H124L125 195ZM19 190V189H18ZM50 190V189H49ZM86 190V189H85ZM106 190V189H105ZM72 191V190H71ZM89 191H91V190H89ZM117 191V192H118ZM189 191V192H190ZM8 192H10V191H8ZM34 192V191H33ZM44 192H45V190H44ZM44 192H42L43 194H42V196H41V198H45V196L44 195H46V194H48V193H44ZM48 192V191H47ZM62 192H64V191H62ZM62 192H60L61 194H62ZM74 192V191H73ZM83 192V191H82ZM92 192V191H91ZM111 192V191H110ZM188 192V191H187ZM32 193V192H31ZM59 193V194H60ZM98 193V192H97ZM121 193V194H120ZM10 194V193H9ZM52 194V193H51ZM59 194H57V197H58V195ZM60 194V195H61ZM83 194V193H82ZM124 194V195H123ZM29 195V194H28ZM54 195H55V193H54ZM66 195V194H65ZM86 194H84V196H85ZM89 195V194H88ZM44 196V197H43ZM56 196V195H55ZM84 196H83V198H84ZM240 196V195H239ZM54 197V196H53ZM62 196H60L58 199L57 198H55V199H52V201L50 202L49 201V199H48V201H49V203L51 204L52 202H53V200L56 202L57 200H59L60 198H61ZM79 197H80V195H79ZM90 197V196H89ZM110 197V196H109ZM47 198V197H46ZM82 198V199H83ZM104 198V197H103ZM121 198H123V197H121ZM85 199V198H84ZM84 199L82 200V202H84ZM102 199V198H101ZM106 199V198H105ZM113 199H115V198H113ZM18 200V199H17ZM85 200H88L89 201V198H87V199H85ZM91 200V199H90ZM93 200H95V197H94V199ZM92 200V201H93ZM108 200V199H107ZM111 200V199H110ZM109 200V201H110ZM122 200V199H121ZM5 201V200H4ZM47 201V200H46ZM61 201V200H60ZM87 201V202H88ZM90 202V203H92L93 204V202ZM10 203V202H9ZM54 203V202H53ZM52 203V204H53ZM121 203V202H120ZM14 204V203H13ZM45 204H47V203H45ZM51 204V205H52ZM56 204V203H55ZM97 204V203H96ZM102 204H103V202H102ZM38 205V204H37ZM101 205V204H100ZM109 205V204H108ZM119 205V204H118ZM36 207V206H35ZM54 207V206H53ZM94 207V206H93ZM119 207V206H118ZM96 208V207H95ZM114 208V207H113ZM39 209V208H38ZM97 209V208H96ZM101 209H102V207H101ZM119 209V208H118ZM33 210V209H32ZM67 210H71L70 208L69 209H67ZM67 210H64L65 212H63V213H66L67 214V212H69V211H67ZM72 210V211H73ZM100 210V209H99ZM262 212L264 211V209H260ZM61 211V210H60ZM71 211V212H72ZM109 211H112V210H109ZM259 211V210H258ZM96 212V211H95ZM104 212H105V209H104ZM73 213V212H72ZM73 213V214H74ZM87 213V214H86ZM97 213V212H96ZM99 213V212H98ZM113 213V212H112ZM118 213V212H117ZM123 213V212H122ZM43 214V213H42ZM89 214H91V215H89ZM116 214V213H115ZM119 215H121V214H119ZM98 216V215H97ZM104 216V215H103ZM114 216V215H113ZM38 217H40V216H38ZM68 217V216H67ZM73 217V216H72ZM28 218V217H27ZM69 218V217H68ZM86 218H88V217H86ZM86 218H85V220H86ZM95 218V217H94ZM107 218H109V217H107ZM72 219V218H71ZM96 219V218H95ZM94 219V220H95ZM100 219H101V217H100ZM106 219V218H105ZM110 219V218H109ZM93 220V222H97V220H95L94 221ZM68 222V221H67ZM72 222H74V221H72ZM71 222V223H72ZM77 222V221H76ZM75 222V223H76ZM85 222H87V221H83L82 223L85 225ZM102 223V221H99V223ZM64 223H65V221H64ZM75 223H73V224H75ZM105 223V222H104ZM115 223V222H114ZM260 223V222H259ZM52 223H50V225H51ZM67 224H69L70 225V222L69 223H67ZM82 224V225H83ZM37 225V224H36ZM68 225V226H69ZM77 225L78 226H74V228L70 231V233L72 234V236H73V238H76V239H74L75 241H76V243H79L78 245H75V246H77L76 247V253L75 254H68L67 255V253L69 252V251H66L67 253H64V254H66V255H64L63 256V254H62V256L65 258L66 256L68 257V258H70L68 261H66V263L67 262H72V261H74V260H78V258H79V256H80V258H82V261H83V263H82V261H81V259H80V262L82 263V264H111V258L114 256L113 255V245H112V243L113 242H101L100 240V242H97V240L96 239H98L97 237L98 236H96L95 237V240H96V242L95 241H93L94 240V236H92L91 234H87V235H84V240H85V242L83 241V240H81L83 237L81 236L82 234H81V229H80V227H81V222H78L77 223ZM83 225V229L84 230H88L87 228L91 225V224H89V226L88 225H85L84 226ZM102 225H103V223H102ZM122 225V224H121ZM6 226V225H5ZM11 226V225H10ZM67 226V225H66ZM73 226V225H72ZM99 226V225H98ZM49 227V226H48ZM70 227V226H69ZM122 227V226H121ZM82 228V227H81ZM100 228H101V226H100ZM99 228V229H100ZM112 228V227H111ZM95 229V228H94ZM101 229H105L104 227L103 228H101ZM36 230V229H35ZM66 230V229H65ZM64 230V231H65ZM113 230H115V229H113ZM124 230V229H123ZM116 231H118V230H116ZM125 231V230H124ZM248 231H250V230H248ZM247 231V232H248ZM6 232V231H5ZM85 232V231H84ZM93 232H95V231H93ZM114 232V231H113ZM13 233V232H12ZM60 233V232H59ZM95 233H98V230H97V232H95ZM109 233V232H108ZM116 233V232H115ZM124 233V232H123ZM84 234H86V233H84ZM94 234V233H93ZM1 235H3V234H1ZM98 235H100L99 233H98ZM68 236H70V235H68ZM68 236L67 235H65L64 237L66 238V240H69V238H68ZM72 236H70L71 238L70 239H72ZM80 236L82 237L81 239H80V241H78L77 242V240H79V238H80ZM156 236V235H155ZM25 237V236H24ZM35 237V236H34ZM56 237V236H55ZM63 237V238H64ZM102 237V236H101ZM112 237V236H111ZM1 238H2V236H1ZM40 238V237H39ZM64 238V239H65ZM88 238V241L90 242H88V243H86V239ZM107 238V237H106ZM47 239V238H46ZM102 239V238H101ZM116 239H117V236H116ZM73 239H72V241H74ZM110 240V239H109ZM113 240V239H112ZM69 241H71V240H69ZM83 241V242H82ZM102 241H104V240H102ZM116 242H119V241H117V240H115ZM114 241V242H115ZM39 242V241H38ZM55 242V241H54ZM7 243V242H6ZM5 243V245H7ZM37 243V242H36ZM61 243V242H60ZM63 243V242H62ZM69 243V242H68ZM68 243H66L65 242V244L66 245H68ZM109 243H111V245L112 246H110L109 245ZM59 244V243H58ZM64 243L63 244H61L62 246H64L65 245ZM70 244V243H69ZM72 244H74V242L72 243ZM114 244V243H113ZM118 244V243H117ZM22 245H23V243H22ZM56 245V244H55ZM61 245H58V247H62ZM65 245V246H66ZM25 246V245H24ZM46 246V245H45ZM47 246H49V245H47ZM70 246H72V245H70ZM115 246H118V245H115ZM121 246V245H120ZM49 247H51V246H49ZM67 247H69V246H67ZM67 247H64L66 250H68L67 249ZM112 247V248H111ZM119 247V246H118ZM24 248H26V246L24 247ZM43 248L44 247H41L40 248V250H43ZM52 248V247H51ZM50 248V249H51ZM70 248V247H69ZM71 248H73V247H71ZM115 248V247H114ZM121 248V247H120ZM27 249V248H26ZM48 249V248H47ZM59 249V248H58ZM65 249H64V251H62V252H65ZM18 250V249H17ZM61 248H60V252H61ZM37 251V250H36ZM39 251V250H38ZM37 251V252H38ZM44 251V250H43ZM71 251V250H70ZM75 251V250H74ZM36 252V253H37ZM41 252V251H40ZM45 252H46V250H45ZM44 252V253H45ZM59 252V251H58ZM57 252V253H58ZM83 253V255L81 254V253ZM114 252H116V251H114ZM26 253V252H25ZM39 253V252H38ZM47 254V253H46ZM54 254H55V252H54ZM116 254V253H115ZM22 255V254H21ZM20 255V256H21ZM60 255V254H59ZM117 255V254H116ZM115 255V256H116ZM42 256H45V258H46V260L45 261H47L48 262V259L52 256V254L51 253H49V254H47V255H42ZM54 256V255H53ZM52 256V257H53ZM84 256L86 257V258H84ZM22 257V256H21ZM55 257H56V255H55ZM60 257V256H59ZM63 257H62V259H63ZM73 257V258H72ZM76 257V258H75ZM228 258L227 259H229L230 260V256H227ZM23 258V257H22ZM44 258V257H43ZM44 258V259H45ZM67 258V259H68ZM72 258V259H71ZM75 258V259H74ZM83 258H84V260H83ZM114 258H116V257H113V259ZM37 259V258H36ZM43 259V260H44ZM22 260V259H21ZM58 260V259H57ZM56 259H55V261H57ZM36 261V260H35ZM42 261V260H41ZM45 261H43V263H45ZM65 261H60V259L58 260V262H63V264L65 263ZM76 261H74V263L76 264ZM114 261V260H113ZM112 261V262H113ZM32 262V261H31ZM39 262V261H38ZM57 262V263H58ZM264 261H262V263H263ZM53 263V262H52ZM57 263H55V264H57ZM37 264H41V263H37ZM49 264V263H48ZM60 264V263H59ZM72 264V263H71ZM264 264V263H263Z\"/></svg>",
    "mask_w": 264,
    "mask_h": 264
},
{
    "label": "flooded vegetation",
    "instance_id": "3",
    "mask_svg": "<svg viewBox=\"0 0 264 264\" xmlns=\"http://www.w3.org/2000/svg\"><path fill=\"white\" fill-rule=\"evenodd\" d=\"M262 121L259 122V118H256L251 122L248 129V131L253 130L252 142L253 145L256 144L259 147L257 152H259L260 157L254 156L251 158L254 161V163L250 161L252 166L250 167L248 165L242 171V176L246 180H249L251 177L253 178L252 184L247 190H245L246 183L242 181L243 192L249 193L247 194V198H242L236 201L237 203L235 204L231 203V200L227 201V199L221 200L220 202L213 201L207 213L204 215L199 214V212L197 213L198 216L200 215L199 217L191 218L187 211H181L177 217H174L172 224H170L171 227L169 226V230H166L162 235L159 233L156 236L157 238L160 235L157 240L155 239L157 242H160L154 249L156 264H166V258L172 256L177 251L170 244L173 241L165 236L172 233H181L185 228L191 229L190 234L182 240H174V242L185 243L186 250L184 258L182 261H174L170 264H212V261L224 260L227 256H230L229 264H233L236 256L244 251L245 242L252 235L262 230L264 226V211L259 225L257 227H248L242 232L241 237L237 241L234 239L237 224L228 219L230 218L232 220L234 216V221L242 220L240 212L246 211L248 212L247 218L251 220L254 212L264 209V122ZM245 144H247V141H245ZM254 178L256 179L254 180ZM236 179L235 177L234 180ZM251 199L252 201H250ZM192 223H204L202 232L199 233L198 229H195ZM226 242H230V245L227 247H225ZM164 245L168 247L166 250Z\"/></svg>",
    "mask_w": 264,
    "mask_h": 264
},
{
    "label": "water",
    "instance_id": "4",
    "mask_svg": "<svg viewBox=\"0 0 264 264\" xmlns=\"http://www.w3.org/2000/svg\"><path fill=\"white\" fill-rule=\"evenodd\" d=\"M247 144L250 145L253 142V136L252 133L250 132L247 135ZM223 211V209H221ZM229 213V212H227ZM231 214V213H230ZM241 215V219L242 220H236L234 221L235 217H232V220L230 218H228L230 221H232L233 223H236V233H235V238L236 241L239 240V238L241 237V234L244 230H246L248 227H257L259 225V222L263 216V212L261 210L256 211L252 214V218L251 220H249L247 218L248 212L243 211L240 212ZM245 215V217H243ZM243 217V218H242ZM194 224L193 226H195V229H198V232L201 233L202 232V228H204V223H192ZM191 232L190 228H185L183 229V231L181 233H172V234H167L165 237L168 239H171L170 244L177 250L172 256L169 257V261L174 262V261H182L185 255V243L184 242H174V240H182L184 238H186ZM230 242H226L225 243V247L229 246ZM228 257L224 258V260L222 261L220 260H215L212 261V264H229V259H227Z\"/></svg>",
    "mask_w": 264,
    "mask_h": 264
}]
</instances>
